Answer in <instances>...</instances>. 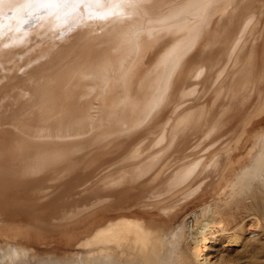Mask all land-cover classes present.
<instances>
[{
	"label": "bare ground",
	"instance_id": "obj_1",
	"mask_svg": "<svg viewBox=\"0 0 264 264\" xmlns=\"http://www.w3.org/2000/svg\"><path fill=\"white\" fill-rule=\"evenodd\" d=\"M245 228L264 0H0V264H221Z\"/></svg>",
	"mask_w": 264,
	"mask_h": 264
},
{
	"label": "rangeland",
	"instance_id": "obj_2",
	"mask_svg": "<svg viewBox=\"0 0 264 264\" xmlns=\"http://www.w3.org/2000/svg\"><path fill=\"white\" fill-rule=\"evenodd\" d=\"M240 232L242 243L247 240L245 246L237 245L227 251V259L221 264H264V243L259 242V238L264 237V231L261 228L256 231L245 228Z\"/></svg>",
	"mask_w": 264,
	"mask_h": 264
}]
</instances>
